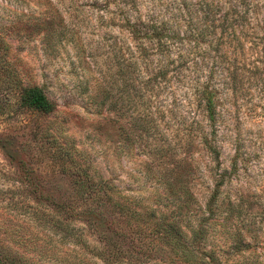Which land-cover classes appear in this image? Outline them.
<instances>
[{"label":"rangeland","instance_id":"obj_1","mask_svg":"<svg viewBox=\"0 0 264 264\" xmlns=\"http://www.w3.org/2000/svg\"><path fill=\"white\" fill-rule=\"evenodd\" d=\"M153 25L167 33L160 43ZM161 64L166 77L155 78ZM204 83L217 90V158L201 142V129L211 130L200 105ZM31 84L55 102L53 113L20 105L21 88ZM79 162L167 221L181 216L164 197L171 169L188 178L193 220L207 215L202 208L215 191L222 208L242 196L246 219L232 217L226 227L245 233L243 221H253L257 241L230 247L224 211L214 208L218 218L202 221L206 243L221 264H264V0H0V264L10 257L33 264L165 260L159 251L145 259L141 242H126L112 258L98 230L77 219L88 205L78 199V177L61 168L73 171ZM57 219L69 225L57 227Z\"/></svg>","mask_w":264,"mask_h":264},{"label":"trees","instance_id":"obj_2","mask_svg":"<svg viewBox=\"0 0 264 264\" xmlns=\"http://www.w3.org/2000/svg\"><path fill=\"white\" fill-rule=\"evenodd\" d=\"M150 26V27H154ZM158 26H155L153 33L156 36L158 42H161L162 37H165L167 33L164 29L162 31H157ZM143 50V49H142ZM173 63L174 60H173ZM176 65L174 70H179L180 65ZM158 72L155 78L158 76L166 77L168 68L166 65H157ZM207 83H204L198 89L200 92V105L202 110L207 114L209 121L210 132L201 129V142L207 148L215 158L218 157L219 151L216 150L214 145L215 134H214V123L216 122V116H218L216 110V93L217 90L211 88ZM197 90V91H198ZM20 105L24 108L38 113L40 115H48L56 110V104L51 100L45 90L35 84L23 86L19 92ZM111 109H116V104L112 103ZM137 119H141L138 117ZM142 121V120H141ZM142 123V122H140ZM125 124H127L125 122ZM122 126V125H121ZM128 127V126H127ZM127 127H120L125 134V140L133 143L134 140L128 137L132 132H128ZM140 128V125L135 123V130ZM142 128V127H141ZM208 134L213 135L214 138H208ZM158 149H155V151ZM71 158V157H70ZM74 161L73 158H71ZM237 157L234 156L232 159V164H236ZM62 172L67 174L74 173L78 179L75 180V190L77 191L80 200L86 203L88 206L83 209L77 215L70 214L75 220L80 217L86 219L92 230H98V238L103 240L109 255L112 258L120 256L121 248L124 244H134L141 242L144 245L137 249V252L143 253L147 252L145 259H148V253L152 254L154 252L163 253L165 260H160L157 264H221L218 256L215 255V251L212 248H208L206 243L209 237V228L202 222L212 218H218L219 215H215L214 208H221L224 211L222 215L223 226L226 227L227 221L232 217L236 220L240 219L242 221L245 218L243 209L242 196L238 198L237 201L227 200L222 205H216V191L213 192L208 200V202L203 206L202 213L207 214L200 221L193 220L192 216H195L197 210L193 208L196 200L193 196V192L187 187L188 178L185 173L178 174L173 169L170 170L167 181L163 180V183L167 184V193L164 195L166 201L175 205L177 214H181L178 219L172 221H167L163 215L153 208L148 203H142L135 201L136 204L132 203L133 200L129 201L128 196L122 194V190L109 184L107 180L100 179L96 180L88 172V166H83L80 162L75 170H71L68 165L62 166ZM179 182V185H176ZM160 183V182H159ZM162 186V183H160ZM219 186L218 183L215 184L216 190ZM170 187V189H169ZM176 189H175V188ZM92 204L96 207L92 208ZM61 206V205H60ZM59 206V207H60ZM62 208V206H61ZM108 213L109 215H103ZM237 211L236 216H232V213ZM64 212V208H63ZM226 213V214H225ZM106 217L111 218L110 222L107 221ZM69 217L64 216L63 219ZM57 219V227H63V225H69V222H63ZM180 221V223H179ZM263 221V220H261ZM94 223V225H93ZM238 223V221H237ZM116 224V225H115ZM255 223L253 221H243V226L249 225L244 230L241 227H236L234 229V224H230V230L225 229V232L231 238L230 247L241 250V247L251 248L252 243L257 241L256 234L252 228ZM122 226V227H121ZM233 226V227H232ZM125 227V229H123ZM67 228L65 235H72L71 231ZM129 235H126V232ZM127 242V243H126ZM213 247V246H212ZM101 255V251H99ZM172 255L181 256L184 258L183 262L178 263L177 257L171 259ZM8 264H33L32 262H27L26 260H18L17 258L10 257L6 258ZM179 261V260H178ZM224 264V263H223Z\"/></svg>","mask_w":264,"mask_h":264}]
</instances>
